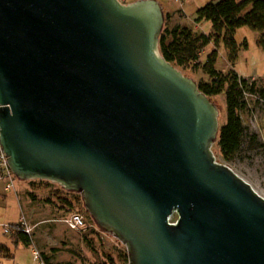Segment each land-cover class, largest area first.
I'll list each match as a JSON object with an SVG mask.
<instances>
[{"label": "water", "instance_id": "obj_1", "mask_svg": "<svg viewBox=\"0 0 264 264\" xmlns=\"http://www.w3.org/2000/svg\"><path fill=\"white\" fill-rule=\"evenodd\" d=\"M165 21L159 0H0L10 168L82 194L129 264H264V197L216 160L219 108L163 56Z\"/></svg>", "mask_w": 264, "mask_h": 264}, {"label": "rangeland", "instance_id": "obj_2", "mask_svg": "<svg viewBox=\"0 0 264 264\" xmlns=\"http://www.w3.org/2000/svg\"><path fill=\"white\" fill-rule=\"evenodd\" d=\"M124 1V0H121ZM131 1V0H129ZM164 8L174 13L166 19L164 29L174 28L180 21L183 26L189 27L195 34H211L213 24L211 21L197 22V7H203L209 2L219 0H160ZM241 1V0H237ZM235 39L240 47L238 57L231 64L228 52L223 42L220 43L216 69L227 73L234 69L241 77L249 81L254 80L258 89H264V46L260 43L261 34L248 26L237 30ZM168 40H171L169 37ZM248 45L245 46V42ZM216 49L214 42L208 44L202 51L198 62L185 66L176 65L186 76L196 82L210 81L204 64L208 55ZM248 109L241 112L246 126V134L240 153L233 161L223 158L218 145L219 134L212 150L216 160L229 165L238 175L248 181L253 188L264 197V103L257 102L254 97H249ZM252 98V99H251ZM219 108V126L227 121V103L225 91L210 98ZM16 187L11 191L0 190V223H16L28 209H35L33 224L40 223L33 237V244H15L12 237L2 234L0 226V240L12 250V257H0L2 264H36L33 259V249H40L49 258L51 264H129V251L115 234L106 231L94 219L87 209L85 200L80 193L70 191L69 196L75 197L73 211L82 212L87 220L86 227L81 230L72 229L64 221H57L68 213L59 207V193L65 186L51 183L48 187L40 183L39 179L26 180L18 178ZM29 181V182H28ZM22 184L24 185L22 187ZM1 185V184H0ZM32 192V193H31ZM78 194V195H77Z\"/></svg>", "mask_w": 264, "mask_h": 264}, {"label": "trees", "instance_id": "obj_3", "mask_svg": "<svg viewBox=\"0 0 264 264\" xmlns=\"http://www.w3.org/2000/svg\"><path fill=\"white\" fill-rule=\"evenodd\" d=\"M170 14H166V19L170 18ZM211 21L214 31L207 34H195L189 27L176 25L174 28H165L160 36V50L166 60L178 66H185L192 62H198L203 49L214 42L216 49L209 55L208 60L204 64V69L210 75V81L199 82V88L205 92L210 98L214 95L221 94L225 91L227 103V121L221 127L218 145L220 146L222 156L227 161H233L240 153L243 139L246 134V126L243 122L241 112L243 109H248L250 98H247L246 93L257 95V102L260 100L264 103V89L256 86L254 80H248L241 77L234 69L227 73L216 69L218 60L220 43L223 42L228 52V58L234 65L240 47L235 39L237 30L241 27L248 26L252 30L261 34L260 43L264 46V0H219L217 2H209L205 6L197 10V22ZM171 37V40H168ZM248 42H245V46ZM192 63V64H193ZM252 99V98H251ZM34 182V180H32ZM40 183L48 187L51 183L49 180L39 179ZM29 182V181H28ZM59 193L60 208L68 213L57 218V221L70 216L73 211L72 206H75V197L69 196L70 191L64 194V189L56 191ZM32 193V192H31ZM77 193V192H75ZM78 195V194H77ZM84 215L82 212H80ZM23 216V214H22ZM85 217V215H84ZM27 221L33 225L31 220L26 216ZM86 219V217H85ZM176 219V217L174 218ZM63 222V221H62ZM14 230L12 233H4L11 236L15 244L24 243L26 245L33 244V237L40 223H34L31 232H26L28 224H22L20 220L16 223H9ZM0 257H12V250L7 245L0 247ZM41 254V260L44 264H51L49 258L38 249Z\"/></svg>", "mask_w": 264, "mask_h": 264}, {"label": "built area", "instance_id": "obj_4", "mask_svg": "<svg viewBox=\"0 0 264 264\" xmlns=\"http://www.w3.org/2000/svg\"><path fill=\"white\" fill-rule=\"evenodd\" d=\"M247 98L254 97L255 99H258L257 95H253L250 93H246ZM263 101V100H260ZM15 174L10 168L8 156L6 155L5 151L3 150L1 140H0V181H3L5 184V191H11L15 187ZM62 221L66 222L68 226L72 229L81 230L86 227L87 220L85 219L84 215H82L80 212H74L70 216L62 219ZM174 221V220H172ZM20 222L22 224H28V227L25 229L26 232H31V230L36 227V225H32L27 221L26 216H22L20 219ZM2 227L3 232L6 234L12 233L14 230L9 224H0ZM33 259L36 262V264H44L41 260V254L39 250L33 249ZM0 264H2L0 262Z\"/></svg>", "mask_w": 264, "mask_h": 264}, {"label": "crops", "instance_id": "obj_5", "mask_svg": "<svg viewBox=\"0 0 264 264\" xmlns=\"http://www.w3.org/2000/svg\"><path fill=\"white\" fill-rule=\"evenodd\" d=\"M133 1H136V0H131V1H129V0H124L123 2H125V3H129V2H133ZM160 1V0H159ZM162 4H163V2L162 1H160ZM163 6V8H164V5H162ZM196 7V11L199 9V7H197V5L195 6ZM166 8V7H165ZM164 8V11H165V14H167V13H169L170 15H172L174 12L172 11V10H167V9H165ZM178 24H181L182 26H183V24L179 21L178 22ZM239 74V73H238ZM240 75V74H239ZM246 78V77H245ZM26 183H27V181L26 180H24ZM0 190H2V191H4V192H8V191H5V184H4V182L3 181H0ZM16 184H17V181L15 180V187H16ZM24 185L22 184V187H23ZM23 215L24 216H28L31 220L33 219V217L35 216V209H28V212L27 213H23ZM21 217H22V215L19 217V220L21 219ZM18 220V221H19ZM0 224H5V223H0ZM6 224H9V223H6ZM1 231H2V234H4V232H3V230L1 229ZM3 245H7L6 243H4V242H2L1 240H0V247L1 246H3ZM1 249V248H0Z\"/></svg>", "mask_w": 264, "mask_h": 264}, {"label": "clouds", "instance_id": "obj_6", "mask_svg": "<svg viewBox=\"0 0 264 264\" xmlns=\"http://www.w3.org/2000/svg\"><path fill=\"white\" fill-rule=\"evenodd\" d=\"M175 220V219H174Z\"/></svg>", "mask_w": 264, "mask_h": 264}]
</instances>
